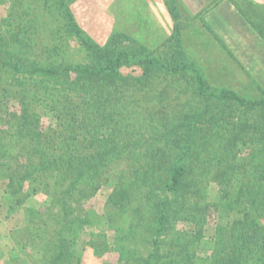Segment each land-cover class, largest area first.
<instances>
[{
    "label": "rangeland",
    "instance_id": "rangeland-1",
    "mask_svg": "<svg viewBox=\"0 0 264 264\" xmlns=\"http://www.w3.org/2000/svg\"><path fill=\"white\" fill-rule=\"evenodd\" d=\"M65 1L66 6H61L59 0H0V105L8 102L9 110L18 116L22 114L21 99L23 96H32L33 90L36 94L34 98H38V101L39 97L40 99L51 98V91L47 90V87L49 88L47 85L57 78L46 79L42 75L35 74L33 70L37 66H52L54 69V67L63 65L67 59L71 60L72 64H78L83 62V58L86 57L87 50H83V47L78 45L77 36L68 33L70 30L67 26L66 14L68 11L76 19L79 28L88 37L99 38L101 45L105 44L112 34H123L122 47L128 49L131 55L135 53L138 55L140 46L149 49L148 54L152 58L163 62L178 55L182 61L188 62L187 66H196L202 69L210 89L209 93L225 88L239 93H247L250 97L256 98L261 95L259 86L264 89V46L262 45L256 50L254 59L243 58L245 53L237 51L228 39V37H232L233 31L223 36L210 26L208 14L225 0H178L181 10L175 14H171L169 11L171 4L167 5L165 0ZM228 1L232 3L231 0ZM237 1L247 11L251 10L253 6L244 3V1L264 7V0ZM236 9L238 10L237 7ZM263 11L261 10L258 15L256 12L252 13L259 24L261 21L264 22ZM242 19L246 21L245 17ZM19 32H21V37L16 38ZM171 37L175 38L170 39ZM32 39L33 41L37 40L36 44H33ZM18 40H22L20 44ZM132 41H134L133 44ZM28 45L30 48L27 47ZM22 48L24 52H20ZM81 50L84 53H81ZM12 55H19V57L11 58V62L9 59ZM20 57H25V59L22 60ZM140 66L136 64L123 70L122 74L126 79L125 88L124 85H115L111 88L115 98L121 99L120 101L113 100L111 104L119 107H114L116 110L111 115L107 112L108 116H111V120H115L119 115L115 122L126 121L129 126L128 124L132 123V114L130 120L125 117L135 103L139 104L142 109L140 110L142 117H140L141 121L140 119L137 121L143 126L145 125V128L136 138L132 135L137 133L134 132L135 127L131 126L128 131L130 132L129 136H127L131 140L127 148H136L135 158L131 162H129L130 159L123 160L122 164L125 166L117 169L107 181L105 180L107 182L104 183L105 185H102L95 194L92 193V189L89 191L90 194H86L83 206L85 204L84 212H88V214L83 217V221L85 219L88 221L78 228L79 233L76 235L74 249L57 250V237H44V232L33 234L31 238L26 232L24 233L27 210L34 208L44 217L56 213L54 209L49 208L51 194L41 193L28 199L23 208L18 209V212L8 220L6 216L10 203L3 200L8 175L0 170L2 172L0 173V264H141L144 260L149 247L157 239L156 228L146 227L145 232L143 228L139 229V226H135L132 222L128 211L121 206L124 201L128 204V210H133L138 204L148 205L147 200L141 201L142 198H135V196L146 192L143 187L147 186L146 181L149 175L157 173H154L157 167L169 164L173 158L177 159L178 156V153L166 142H162L159 136L164 132L166 134L168 130L174 134L173 131L185 124L182 121L184 116L192 112L200 113L207 105L215 104V100L199 97L196 93L194 80L189 74L182 76L165 73L162 69H159V73V71L152 70L153 67L145 70L146 68L143 69ZM133 77L142 78L143 83L134 84L131 81ZM71 79L75 81L76 77ZM44 86L47 87L44 88ZM51 90L54 101L64 99L59 98L56 92H60L65 98L72 99L75 101L74 103L78 102V95L81 94L75 91L70 84H57L51 86ZM79 100L81 101V99ZM31 106L40 118L36 129L39 128L45 137L59 128L61 119L54 110L45 108L41 102L32 103ZM113 106L109 107V110ZM57 107L60 108V104ZM218 109L220 113L215 117V120L222 123L223 130L232 131L239 125L237 117L232 120L234 116L229 115L225 108ZM9 110L7 111L9 112ZM132 119L134 121V118ZM201 120L202 123H193L196 128L200 129L199 133L195 134L189 127L186 133L184 132L187 134L188 146L196 141L202 143L204 137H208L207 140H212L213 136L210 131L213 126L211 123L215 121L206 117ZM69 123L72 128H79L80 123L74 121L73 118ZM126 124L121 125L123 130L126 129ZM85 126L88 127L85 129L90 133L88 123ZM244 128L243 126V130ZM243 130L227 137L224 141L221 140L219 149L213 150L217 159L215 167L211 168L209 175H204L205 180L199 184L204 187L203 191L205 192L202 204L215 201L220 196L221 188L233 191L238 178H240L239 175L245 170L249 176V170L255 168L253 160L250 159L254 155L249 157L248 163L245 162L242 166L237 165L239 158L248 154L247 149L241 147V139L245 140L251 131L245 132L243 135L241 132ZM110 132L106 126L100 128L102 137L108 136ZM208 133H210L209 136ZM136 140L140 141L139 145L136 144ZM222 144L224 145L222 146ZM140 145H145V148H139ZM151 146L156 148L146 154L140 151L147 150ZM164 147L166 149H162ZM186 147L184 145L183 149ZM169 150L172 152L171 156L167 154ZM222 150H226L225 154ZM164 152L166 154H163ZM201 154L202 152H191L190 158L197 164ZM219 167L220 171H218ZM258 180L260 181V179ZM258 184L260 183L258 182ZM261 184H264L263 180ZM113 193L122 194L125 200L122 203L111 201L110 195ZM128 194L133 197L126 198ZM168 196L174 198L169 192L159 194L158 205L159 202L166 201L165 198ZM158 207L149 214L157 220L159 219ZM89 212L93 215L91 216ZM207 216L208 225L204 235L206 239H213L216 224L225 222L226 217L217 219V212ZM181 224L176 226L177 229L181 226L183 228V223ZM126 227L130 230L139 229V232L137 235L130 234L132 236H128L125 233L127 232ZM188 230L190 231V228ZM120 232L126 234V244L134 245V251L128 252L132 261L127 262L125 255H122L120 250L122 243L119 239L123 237V234ZM159 239H164V237ZM51 240L54 241L52 244ZM168 244L170 242L160 244L159 248L164 254ZM62 251L66 253V258L57 260L58 253ZM202 254L204 253L202 252Z\"/></svg>",
    "mask_w": 264,
    "mask_h": 264
},
{
    "label": "trees",
    "instance_id": "trees-1",
    "mask_svg": "<svg viewBox=\"0 0 264 264\" xmlns=\"http://www.w3.org/2000/svg\"><path fill=\"white\" fill-rule=\"evenodd\" d=\"M165 1L167 5L171 4L169 8L171 14L181 10L178 0ZM231 1L264 42V22L257 23L252 14L253 12H256V15L260 14L264 7L244 1L253 6L247 11L237 0ZM59 2L61 6H66L65 0H59ZM66 15L67 26L70 28L68 33L75 34L78 45L83 47V50H87L83 62L72 64L71 60L67 59L63 65L54 69L52 66H37L33 70L35 74L42 75L46 79L57 78L47 85L49 88L44 86L51 91V98L48 96L49 99H40L39 97L38 101V98H34L36 94L33 90L32 96H23L21 99V115L11 112L7 106L8 102L0 105V170L8 175L3 195V200L10 203L6 216L8 220L18 212V209L23 208L28 199L41 193L51 194L49 208L54 209L56 213L44 217L34 208L27 210L24 233L26 232L30 238L33 234L43 232L44 237H57V250L75 248L78 228L88 221L86 219L83 221V217L88 214L84 212L85 204L83 206L86 194H90L91 189L95 194L102 185H105L104 183H107V179L117 169L125 166L122 164L123 160L130 159L129 162H131L135 158L136 148H127L131 142L127 136L131 126L135 127L134 132L137 133L132 135L136 138L145 128V125L137 121V119L141 121L140 117H142L139 104L135 103L125 117L130 120L132 114V123L128 124L129 126L126 121L115 122L119 115L116 119L114 118L115 120H111L107 112L111 115L116 110L114 107H119L111 104L113 100H121L115 98L111 88L115 85H124L125 88L126 79L123 77V70L138 64L141 68H146L145 70L153 67L152 70L159 73V69H162L165 73L182 76L189 74L196 85L197 95L215 100V104L207 105L200 113L192 112L184 116L182 121L185 124L173 131L174 134L168 130L169 132L166 131V134L164 132L159 136L162 142H166L178 153V156L169 164L157 167L154 172L157 173L149 175L146 181L147 186L143 187L146 192L135 196V198H142L141 201L147 200L148 205L138 204L133 210H128V204L124 201L122 194L110 195V200L115 203L124 201L121 207L128 211L132 222L135 226L138 225L139 229L143 228L145 232L146 227L156 228L157 239L149 247L141 264H197L198 261V264L201 262L202 264H264V184H261L262 180L264 182V89L258 85L261 95L256 98L250 97L247 93H239L223 87L217 92L209 93L210 89L202 69L187 66L188 62L182 61L178 55L163 62L152 58L148 54L150 50L145 46H140L138 55L136 53L131 55L128 49L122 47L123 34H112L113 36L111 35L107 42L101 45L99 38L88 37L79 28L76 19L69 11ZM178 15L180 16L179 13ZM20 35L21 32L16 38L21 37ZM18 41L20 44L22 40ZM36 41L32 39L33 44H36ZM27 47L30 48L29 45ZM83 50L81 53H84ZM20 52H24V49H20ZM18 57L19 55H12L9 60ZM21 59L24 60L25 57ZM73 77H76L75 81H72ZM131 81L134 84L143 83V79L137 77H133ZM57 84L72 85L75 91L81 93L77 100L79 102L81 99L80 103H74L72 99L63 97L60 92H56V95L64 99L52 100L51 86ZM40 102L45 108L54 110L61 119L59 128L52 131L48 137H45L39 128L36 129L40 118L31 104ZM58 104L60 108L57 107ZM111 106L113 107L109 110ZM220 107L234 116L232 120H235V117L239 119H237L239 125L232 131L223 130L222 123L216 122L215 117L219 115ZM203 117L215 121L211 123L212 140L204 137L202 143L196 141L188 146L187 134L184 132L186 133L189 127L195 134L199 133L200 129L193 123H202ZM70 118L80 123L79 128H72L69 125ZM172 119L175 120V118ZM87 123L90 133L85 129ZM122 124H126L125 130L121 127ZM103 126L110 129L108 136H101L100 128ZM240 130H243L241 131L243 135L250 131L251 134L247 135L245 140L241 139V147L247 149L248 154L239 158L237 165L242 166L245 162L248 163L249 157L254 155L250 159L253 160L255 168L249 170V176L245 170L241 173L242 176L239 175L240 178L233 191L221 188L220 196L215 201L202 204L205 192L204 187L199 184L205 180L204 175H209L211 168L215 167L217 159L213 150L219 149L221 140L224 141L227 137L239 133ZM85 137L87 138L83 139ZM139 143L138 140L136 144L139 145ZM184 145L187 146L186 149H183ZM139 148L144 149L145 145H140ZM155 148L151 146L147 150L140 151L146 154ZM191 152H202L197 164L191 160ZM222 152L225 154L226 150ZM167 154L171 156V150L167 151ZM170 156L169 159H171ZM201 171L204 173L201 174ZM165 192H169L174 198L168 196L165 198L166 201H161L158 205L159 194ZM132 197L131 194L126 195V198ZM157 207L159 208L158 220L149 215ZM212 212H217V219L226 217V220L216 224L213 239H206L204 231L208 225L207 215L213 214ZM181 223L183 228L181 226L177 229L176 226ZM139 229L128 228L125 233L128 236L137 235ZM120 233L123 234V237L119 239L122 243L120 247L122 255H125L127 262L132 261L128 252L134 251V245L126 244V234ZM160 237L164 239H159ZM193 238L194 241H192ZM52 242L54 241L51 240L50 243ZM168 242L170 244L164 254L159 247L161 243ZM58 254L57 260L66 258L64 251Z\"/></svg>",
    "mask_w": 264,
    "mask_h": 264
},
{
    "label": "crops",
    "instance_id": "crops-1",
    "mask_svg": "<svg viewBox=\"0 0 264 264\" xmlns=\"http://www.w3.org/2000/svg\"><path fill=\"white\" fill-rule=\"evenodd\" d=\"M207 17L210 26L219 31L221 35L225 36L227 33L233 31L232 37H228V39H230L231 45L235 46L237 51L245 53L243 58L251 57L254 59L256 50L260 46H264L263 40L242 19V16L230 1H222Z\"/></svg>",
    "mask_w": 264,
    "mask_h": 264
}]
</instances>
